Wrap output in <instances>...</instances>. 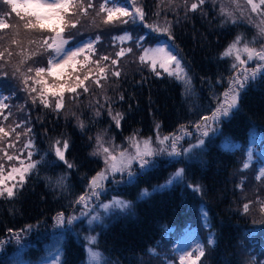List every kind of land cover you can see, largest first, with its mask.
Wrapping results in <instances>:
<instances>
[{
	"label": "trees",
	"instance_id": "obj_1",
	"mask_svg": "<svg viewBox=\"0 0 264 264\" xmlns=\"http://www.w3.org/2000/svg\"><path fill=\"white\" fill-rule=\"evenodd\" d=\"M141 2L150 17L157 19L153 13L159 8L160 15L163 13L172 21L174 39H169L166 34L165 38L155 36L141 25H131V33L142 36L141 33L146 32L145 44L147 41L152 44L169 39L175 47L174 53L182 58L189 69L194 91L186 94L184 86L168 77L162 69L158 70L161 75L156 76L145 65L140 67L139 74L132 77L124 75V71L117 79L109 76L111 83H107V88L118 95L113 107L124 114L120 130L136 127L142 133L154 134L159 124V132L164 135L178 131L182 125L193 131L202 116H210L215 110L216 97L223 98L232 69L231 59L222 58L221 53L244 26L224 23L217 16V7L208 3L203 7V12H189L185 18L184 8L173 11L167 8V0L165 4H161L160 0ZM7 11V7L0 8V12ZM101 36L102 40L107 38L106 35ZM96 89L99 88L92 85L90 91ZM120 94H123V100H119ZM40 112H45V118L40 120V117L33 116L34 120L30 123L36 147L40 150L33 159H38L41 152L48 151L50 137L63 134L75 146V154L69 153L73 147L66 154L75 167L68 169L63 162L53 163L54 154L49 152L46 157L49 163L40 167L38 175L28 177L18 197L0 199V239L8 236L9 228L18 230L31 224L39 228L23 236L19 244L15 240L6 244L0 251V264H21L25 260L41 263L53 258L57 246H62V264H83L86 258L84 243L71 232H60L55 224V216L58 212L68 214L73 211L77 206L73 201L87 191L90 177L101 168L85 148V131H92L94 124H101L100 119H96L95 123H85L84 130L77 131L61 115L57 116L51 109L37 103L33 113L38 115ZM5 128L8 129V126L5 125ZM219 128L207 142L201 160L159 158L153 169L137 177L139 189L159 183L170 171L179 167L185 169L186 175L184 181L139 200L134 214L117 218L101 233L98 239L101 248L128 264H146L153 258L149 249L158 248L161 237L170 234L175 239L180 238L197 224L202 241L207 245L205 249L208 247L213 252L211 264H239L240 260H244V254L253 256L259 253H254L252 245H249L252 249H247L240 244L248 240L245 236L247 233L254 237L253 245L260 246V242H264L260 234L264 228V213L260 211L259 204L253 203L247 214L242 211L244 203L256 201L257 197L264 199V185L260 184L261 181L253 180V175H258L259 168L264 164V77L252 82L241 93L238 109L230 118L223 120ZM230 142L237 145L234 150H230ZM248 152L253 157L251 166L241 171L243 162L248 159ZM182 159L184 162H180ZM9 164H5L6 172ZM61 176L67 177L66 191L55 185ZM242 178H246L243 190L237 187ZM249 180L258 184L254 193L246 190L250 185ZM189 185H199L202 191H194ZM202 210L207 212L210 227L203 222ZM210 232L215 238L214 245L207 244ZM169 242V246L175 244L174 239ZM257 257L253 256V260L259 261L260 257Z\"/></svg>",
	"mask_w": 264,
	"mask_h": 264
},
{
	"label": "snow or ice",
	"instance_id": "obj_2",
	"mask_svg": "<svg viewBox=\"0 0 264 264\" xmlns=\"http://www.w3.org/2000/svg\"><path fill=\"white\" fill-rule=\"evenodd\" d=\"M217 2L218 0H192L191 3L189 0H179V2L178 0H167V8L176 11L183 7L185 18H187L189 12L195 13L198 10L203 12V6L206 3L215 6ZM227 2L233 7L226 6L221 0L219 15L224 17L223 22L237 24L238 19L246 18L248 23L256 29V35L248 39L243 33L237 34L221 53L222 58H232L230 65L232 73L227 78L228 86L222 94L223 99L216 97L215 110L210 116H202L200 121L194 125L201 134L197 142L187 148L183 146L181 142L184 137L191 135L183 125L179 130V135L172 133L161 136L160 125L157 124L155 142L152 137L143 138L138 133H133L126 138V146L115 144L114 137L105 139L104 133H97L95 147L91 155L100 156L103 159L104 168L90 177L86 186L87 191L73 201V203L81 205L80 216L69 215L66 217L64 212H58L55 216L57 227H63L66 223L71 225L80 221L81 217H88L89 226L93 224L103 226L105 217L113 210L131 212L133 207L131 201L118 197H112L108 203L100 201L101 195L107 190L106 185L109 180L111 179L117 184L121 182L128 185L134 184L138 173L134 170L133 165H137L140 174H143L156 166V158L159 156L194 158L203 150L204 137H208L212 125L222 118L230 116L233 110L238 109L241 93L252 82L264 77V0H244V4L248 6L247 15L240 0H227ZM160 3L165 4V0H160ZM4 7H7L8 11L0 12V17H4L0 18V30L11 29L12 38L5 40V36L0 35V144H3V147H0V199L12 200L18 197L28 182V177L34 174L38 175L40 167L49 163L46 159L49 152L54 154L55 161H52L53 163L63 162L68 169L75 167L66 156L69 150V140L66 137H50L48 151L41 152L38 159H33L40 150L36 147L30 126L31 114L25 106H19V108L21 111H25L26 119L19 122L14 121L8 129L5 128L4 122H7L12 116L10 101L15 95V88L10 89L9 94H5L4 91L5 78L9 77V71L6 69L9 66H11L12 78L18 80L21 90L26 93L31 104L35 106L39 102L44 108L55 112L57 116L61 115L65 109V91L72 94L69 98L75 101L81 94L89 93L92 85L103 90L104 85L101 80L107 82L109 76L119 78L121 76L119 62L123 57L133 54L134 49L131 46L133 43L140 53L136 57L140 64L147 65L156 76L161 75L158 69H162L168 77L184 86L186 94L190 95L194 91L189 69L182 62V58L175 54L167 44L148 47L143 43L144 36L134 37L131 32L125 30L123 34L112 38L114 42L121 45L115 53V58L101 54L93 59L97 54V45L102 42V36L97 34L84 40L77 39V36L80 35L78 29L82 25V21L90 17V13H94L90 19L91 25H95L96 18H100V22L106 26L141 25L152 33L166 34L169 39H174L172 21L165 16L161 23L160 9L158 8L153 13L157 19L151 23L147 22L148 13L141 0H100L98 7L96 0H87L86 4L85 0H0V8ZM13 13L19 19V24L10 25L7 22V17ZM21 31L28 35L27 47H25V40L21 38ZM126 42L129 46L124 47ZM14 55L19 57L15 64L12 63ZM37 57L44 58L42 64H37ZM250 64H252L251 67ZM36 85L41 86L39 91ZM78 89H81L82 92ZM34 93L35 95H33ZM123 99V94H120L119 100ZM104 100L109 104L108 115L111 116L115 126L120 128L124 114L121 112L113 114L110 97L105 95ZM96 103L99 104V101ZM103 107L104 105H100V108ZM71 115L76 118L77 127L83 131L84 121L75 112H72ZM100 115L101 111L98 108L95 111V116L99 117ZM18 128L22 131L17 132ZM13 133H15V141L10 139ZM21 136L26 138L25 142L21 148H16ZM229 147L230 150H234L237 145L230 142ZM8 149H15V151L9 154ZM251 159L252 153L248 152V159L243 162L241 171L250 168ZM9 162L14 163L9 164ZM180 162H184L183 159ZM5 164H9L7 172ZM117 174L120 175L119 180H117ZM184 176L185 169L179 168L170 175L164 185H159L154 190L179 183ZM245 179L242 178L237 185L241 190H243ZM255 179L257 181L264 180V168L259 170ZM49 182L51 183V180ZM55 185L62 191H66L68 188L67 177L57 178ZM189 187H193L194 191H202L199 185H189ZM150 195L151 193L147 189H144L140 194L141 198H147ZM253 203H258L260 211L264 213V199L259 197L256 201L244 203L242 211L247 214ZM97 208H102L104 214L96 211ZM201 215L207 226L210 227L211 222L207 218V212L202 210ZM33 227V225H25L18 230L7 229L8 236L0 239V250L12 240L19 244L23 235L31 232ZM86 239L89 241L87 264H107V258L103 252L92 247L98 243L97 237L90 236ZM207 244H215V238L211 232ZM193 245L188 248L181 246L175 250L178 264H200L206 254L205 244L200 242L194 234ZM149 252L154 256L159 255L155 248L149 249ZM62 255V246H57L53 256L54 264H61L60 257ZM166 264H173V262L166 260Z\"/></svg>",
	"mask_w": 264,
	"mask_h": 264
},
{
	"label": "rangeland",
	"instance_id": "obj_3",
	"mask_svg": "<svg viewBox=\"0 0 264 264\" xmlns=\"http://www.w3.org/2000/svg\"><path fill=\"white\" fill-rule=\"evenodd\" d=\"M191 2H192V0H189V3H191ZM220 2H221V0H218L217 4L215 5L217 7V10H218L217 16L224 21V17L219 15ZM223 2L226 4V6H228L230 8L233 7L231 4H228L227 0H223ZM86 3H87V0H85V4ZM99 3H100V0H96L97 7H98ZM240 3L242 5V7H244L246 15H247L248 6L246 4H244V0H240ZM208 4H210V3H208ZM205 5L203 7H205ZM210 5H212V4H210ZM91 16H94V13H90V17L89 18H85L82 21V25L78 29V31L80 32V35H78L77 39L78 40H84V39H86L88 37H94L97 34L106 35L107 38H104L102 40V42L97 45L99 47V50L97 51V54H96V56L93 57V59H96L101 54H107V55H110L112 58H115V53L119 50L121 45L118 42H114L112 38L117 36V35L123 34V32L125 30H127L129 32H132L133 29L132 30L129 29L131 24H128V25H117L115 27H113L111 25L106 26V25H104V24H102L100 22V18H96L95 25H91L90 24ZM237 16H239V13H237ZM0 18H4V17H0ZM152 18L153 17H150L149 15H147L146 16V21L151 23L154 20H156V19H154V18L152 19ZM163 18H164V14L162 13V15H160L161 23L163 22ZM7 22L10 25H16V24H19V19L13 13L10 17H7ZM237 24H242L244 26L243 28L239 29L238 34L243 33L248 39H251L253 36L256 35V29L253 27L252 24L248 23L246 18L238 19V23ZM89 29H91L90 33H89ZM145 30L146 31H150L147 28H145ZM96 31H100V32L96 33ZM153 34L155 36L161 35L162 37H164V34H161V33H153ZM0 35H4L5 36V40H10L12 38V30L11 29L0 30ZM141 35L145 36V40L143 41L144 44H145L146 37L148 36V34L146 32H142ZM133 36L137 37L135 35H133ZM21 38L25 40V47H27L26 41L28 39V35L26 33H24L23 31H21ZM233 39L230 42H232ZM162 44L169 45L170 48L173 50V52H175V47H174L173 44H171L169 39H163V41H161L159 43H152V44H150L149 41H147V43L145 45L148 46V47H155V46L162 45ZM123 46L127 47V46H129V44L126 42ZM131 46L134 49L133 54H130V55H127V56L123 57L120 60L119 65H118V67L121 70V72L124 71V75L126 74L127 77H132L134 74L135 75L139 74L141 72V70H139L140 67L144 66V65L140 64L139 61L136 59V57H138V55L140 53L136 49L135 44L133 43V44H131ZM32 47H35V46H32ZM257 47H259V44H257ZM227 58L231 59V63H232V58L231 57H227ZM18 60H19V57H17V56L14 55L12 57V63L13 64L17 63ZM36 61H37L38 65L42 64L43 61H44V58L43 57H37ZM29 63H32V62L29 61ZM145 66H146V68L148 67L147 65H145ZM249 66L251 67L252 64H250ZM6 70L9 71V77L5 78V81H6L5 85H4L5 94L7 92L9 94V90L12 89V88H15V95L13 96V98L10 101V104H11L10 110L12 112V116L9 117V120L7 122H4V126L7 125L9 127V125H12L14 121L15 122H19L21 120L26 119L25 111H21L19 106H25L26 110L28 112H30L31 121L34 120L33 118L36 117V116L40 117V120H43L45 118L43 113H45V112L38 113L39 116L36 115L37 113H33L34 107L37 106V104L35 106H33L31 104V101L28 99L26 93L21 90V86L19 85L18 80L12 78V76H11V66H9V68H7ZM111 77L117 79V77H114V76H111ZM130 80L131 79H129V81ZM108 82H110V81L105 82L104 80H101V83L104 85L103 90H101L99 88V89H96V90H92L89 93H83L75 101H73V100H71L69 98L72 94L68 93L67 91H65V94H64L65 109L61 113V116L69 124L71 123L77 129V131H80V129L77 127L76 118L71 115L72 112H75L76 115L79 116L80 119L84 121V123H89V122L95 123L96 119H100L99 122L101 124H94L93 128H92V131H90V130L89 131H85V134H86L85 137H86V141H87V144H86L87 146H85V148L88 150L89 155H91V153L94 150L95 137H96L97 133H104L105 134V139H108L109 137H114L115 138V144L121 145V146H126L127 145L126 138L131 136V135H133V133H138V135L140 137H143V138L152 137L153 141L155 142L156 133H154V134L146 133L145 134V133L140 132V130L136 129V127L135 128L134 127H132V128L125 127V130L121 132L120 128H117L115 126V123L112 120L111 116L108 115L107 108L109 107V104L105 103L104 96L107 95L108 97H110V99H111V105L110 106H111V108L113 110V114H115L116 112H119V111H117V109H115L113 107L114 103L118 99V95L115 94L112 90H108V88H107L108 87L107 86ZM5 87L7 89H5ZM36 87H37V89L39 91L41 86L40 85H36ZM78 91L82 92L81 89H78ZM33 95H35V93ZM26 101H27V103H26ZM96 101H99V104H97ZM37 103H39V102H37ZM100 105H104V107L100 108ZM98 108L101 111V115L99 117H96L95 116V111ZM235 110H233V112ZM230 116L224 117L219 122H217L216 124L212 125V128L209 129L208 137H204L205 145H204L203 150L200 151L198 153V155H196L194 158L189 159V161L193 160V159H197V160H201L202 159V157H203L202 153L205 151L204 149H205V147L207 145V142L220 129L219 126H220L221 122L223 120H225V119L230 118ZM102 118H104L105 120H103L101 122ZM126 126H129V124H127ZM31 127H32V132H33V126H31ZM179 130L180 129H178V131H176L174 133L179 135L180 134ZM16 131L20 132L22 130L18 128ZM187 131L190 132L191 135L190 136H185L184 140L181 142L185 148L190 147L191 144L196 143L197 140L200 138V135H201L200 132H198L196 130V128L193 131H191V130H187ZM33 134H34V132H33ZM65 134L67 135V133H65ZM160 135L163 136L164 134L160 132ZM167 135H170V134H167ZM67 136H69V135H67ZM57 137L64 138L65 136L63 134L62 135L59 134V136H56V137L52 136V138H57ZM34 138H35V136H34ZM66 138H68V140H69V137H66ZM118 138H120L121 140H118ZM10 139L12 141H15V133L12 134V137ZM25 139L26 138L24 136H21V141H19L16 144V148H21L22 145H23L22 142H25ZM20 144H21V146H20ZM0 145H2V144H0ZM0 147H3V146H0ZM71 147H73V143L72 142L70 143V141H69V150L71 149ZM257 150L260 151L259 148H257ZM14 151H15V149H8L9 153L14 152ZM69 153H72V154L76 153L75 146L71 149V151ZM91 156L93 158H95L97 163H98V165L101 166L100 170L102 168H104V162H103V159L100 156H93V155H91ZM159 158H170L172 160L181 159V158L168 157L166 155L165 156H159V157L156 158V165L158 164L157 162H158ZM262 158L264 159V154L262 155ZM252 159H253V157H252ZM133 168H134V170L137 171V173H138L137 177L138 178H140L141 175H143V176L145 175V173L140 174V171H139L137 165L134 164ZM179 168H182V167H179ZM262 168H264V164L259 168V170L262 169ZM176 170L170 171L169 174L167 175V177L164 180L159 181V183H154L152 186L148 185L146 187H140L139 189H138L137 184H136L137 183V179H136V182L134 184H131V185L125 184L123 182L117 184V183L111 181V179H110L109 182L106 185V189L107 190L101 195L100 201H102L104 203H108L112 199V197H118V198L124 199L126 201H131L132 205H133L131 212H125V211H121V210H113V212L111 214H109V215H107L105 217L103 226H98L97 224H93V225L89 226V224L87 222L88 217H81L80 221H77V222H75V223H73L71 225H68L66 223L63 227H58V230L60 232H71L75 237H77L79 239L80 242L84 243V251L86 253V258H85L83 264H87V260H88L87 248L89 247V241L86 238L90 237V236H96L97 237V241H98V239H100L101 233L105 229L110 227L112 224H114V222L117 221V218H119V217L121 218L123 215L134 214L135 208H136L135 205L138 203L139 200L143 199V198H141L140 194H141V192L144 189H147L151 194H153V193H156V192H159V191H163V190H165L167 188H170L171 186L175 185L176 183H174L173 185H171V186H169L167 188H164V189L154 190V189H157V186L164 185L165 182L169 179L170 175L172 173H174ZM96 173L97 172H94L93 174L95 175ZM236 175L238 177H240V175H238V174H236ZM185 176H184V178H185ZM184 178L181 181H184ZM119 179H120V175L117 174V180H119ZM125 179H126V177H125ZM254 179H255V175H253V180ZM260 184L264 185V180H262ZM256 186H258L257 183L255 184L252 181H250V185H247L246 190H250L251 193H254V192H256L255 191ZM148 197H150V196H148ZM96 203H98V202H96ZM96 211H99L102 215L104 214V210L102 208H97ZM80 212H81V205L77 204V206L75 208H73V211L68 213V214L65 213V216L66 217L69 216V215L80 216ZM92 214H95V213H92ZM203 222L206 225V222H205L204 218H203ZM55 224H56V221H55ZM263 224H264V214H263ZM31 225L34 226L32 230L39 229L36 225H34V224H31ZM197 226H198L197 224H194L193 227H191L190 230H188L184 234H182V236L180 238L176 237V239H175L170 234H167L166 236L161 237V241L159 242L158 248H155L156 251L159 253V255H157V256L153 255V258L152 257L150 258L151 262L146 263V264H166V260L167 261H172L173 264H178V256H177V254L175 252L176 249L180 248L181 246H183L185 248H188L190 245L194 246L193 245L194 234H195V237H198L200 242L203 243L202 237H201L202 233L199 232V228ZM27 233H29V232H27ZM27 233L24 234L23 236L27 235ZM260 234L263 235V238H264V228L262 229ZM245 236L248 238V240L243 242L240 245L243 246V248H247V249L248 248L252 249L251 246H249V245H252L254 253H256V252L258 253L259 252L257 255L256 254L253 255L254 258L259 256L260 259H259V261L258 260H253L254 259L253 256L250 253H246V254L243 255L244 260L243 261L240 260L239 264H264V242L263 241H262V243L260 242V244H261L260 246L259 245H253L254 244V237L249 235V233H247ZM172 239L175 240V244H172L171 246H169L170 245L169 241H171ZM205 246H207L206 242H205ZM92 247H96L101 252H103L104 256L107 258V264H128V263L124 262L123 260L116 259L110 253L108 254L103 248L100 247L99 241H98V243L96 245H93ZM205 252H206V254L202 258L200 264H211V259H212L211 256L213 255V252H211V249L208 248V247H206ZM194 255H195V253H194ZM147 257H149V256L147 255ZM60 261H61V257H60ZM21 264H35V263H32V262H30L28 260H25V261H22ZM37 264H54V261H53V258H51L49 260H45V261H43L41 263H37ZM61 264H62V262H61Z\"/></svg>",
	"mask_w": 264,
	"mask_h": 264
}]
</instances>
